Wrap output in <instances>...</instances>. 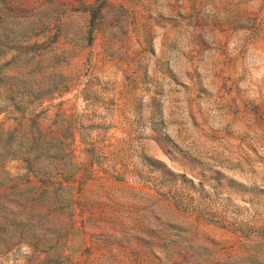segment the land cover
Segmentation results:
<instances>
[{"label":"rangeland","instance_id":"374dc122","mask_svg":"<svg viewBox=\"0 0 264 264\" xmlns=\"http://www.w3.org/2000/svg\"><path fill=\"white\" fill-rule=\"evenodd\" d=\"M0 264H264V0H0Z\"/></svg>","mask_w":264,"mask_h":264}]
</instances>
